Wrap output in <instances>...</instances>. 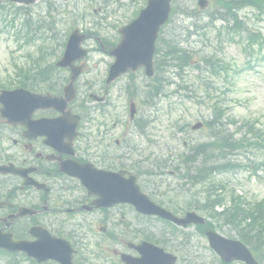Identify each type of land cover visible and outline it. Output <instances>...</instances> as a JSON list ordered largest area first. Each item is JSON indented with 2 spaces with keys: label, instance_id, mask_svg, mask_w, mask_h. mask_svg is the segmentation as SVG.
Returning a JSON list of instances; mask_svg holds the SVG:
<instances>
[{
  "label": "rangeland",
  "instance_id": "374dc122",
  "mask_svg": "<svg viewBox=\"0 0 264 264\" xmlns=\"http://www.w3.org/2000/svg\"><path fill=\"white\" fill-rule=\"evenodd\" d=\"M103 1L38 0L33 6H28L29 9H24V6L11 5L9 0H0V6L6 11H11L5 17L7 21L12 19L14 9H22L19 11L21 15L15 21L16 29H19L22 19L34 22L45 16L48 6L54 8L56 12L53 20L58 35L56 42L60 43L64 40V35L69 27L74 25L78 28L94 27V22L98 21L97 17L99 16L94 15L93 10H96L97 7L103 8L105 6ZM144 1L137 0L134 5L129 7L130 11L124 10L121 14L116 5L111 4L104 8L105 11L101 17L107 15L106 23L112 24V28H119L144 5ZM196 1L177 0L172 5L175 13L164 28L163 34L165 37H173L175 41L180 40L183 47L194 52L193 65L199 64L198 61L203 58L212 57L218 61L217 64L223 65V70L214 68L213 71H198L190 66L179 75L170 71L169 74H166L169 80L165 90L166 95L161 97L154 107L146 108L137 99V118L143 117L148 121L146 136L132 138L133 144L136 145L134 146L136 151L131 152V157L134 159L132 162L141 163L140 167H150L148 166L150 163L160 162L169 155L171 158H175V155L185 153L187 147L206 141L209 137L208 128L202 126L200 130L193 131L191 126L213 118L214 107L224 109L222 121L232 136H229L230 138L246 137L253 141V136L244 132L247 130L248 124L253 125L255 130L264 134V45L261 48L260 45L248 48L246 45L248 37L245 36L251 32L260 33L264 37V13L260 16L258 11L250 8L238 11L237 21L241 23L243 30H237L233 21L222 23L208 20L209 15L217 12L219 15L221 13L224 15L223 9L216 4L215 0H208L204 11H199ZM82 16L85 18L81 19ZM229 19L231 20V18ZM2 26L0 21V78L4 80L6 77L4 72L12 71V54L15 59L20 57L18 63L22 65L27 62L24 59L25 55L36 59L42 56L40 49L45 47L48 50L49 46L46 47L39 41L24 51L16 53L17 43L14 39L16 30L6 32ZM96 31L100 36L109 38L110 42L117 41L115 31ZM182 41L184 42L182 43ZM59 52L60 50L56 54L58 55ZM109 63V58L101 54L94 53L91 58V64H96L100 68H104ZM136 78L137 80L140 78V82L137 84L139 86L143 79L140 74H137ZM126 83L125 78L118 82L112 90V99H115L119 92L125 89ZM204 84L205 86H203ZM120 103L121 105L125 104L124 98L120 100ZM121 111L125 114L124 108ZM126 120L128 121L127 112ZM241 123L246 124L243 127H238ZM258 148L260 149L258 150ZM236 152L227 154V158L230 156L229 160H226L238 163L240 167L218 174L214 181L222 183L227 191L234 190L249 204L264 200V148L256 147L253 150L243 143L242 148L237 149ZM143 157L146 158L145 161L141 160ZM256 162L260 163L257 172L254 173L251 165ZM163 177L161 178L163 186L172 185L173 188H176L175 184L179 181L177 176L167 174ZM195 192L196 189L193 193ZM174 193L167 194V198H172ZM187 201V195H182L177 201V207L185 208ZM85 223L86 228L83 227L82 230L89 228L88 231L81 230L80 232L87 235L91 230L89 227L91 223L90 221ZM216 229L224 237L237 239L236 230L228 225L218 224ZM186 231L194 233L193 228ZM90 238L91 240L87 241V248L92 249L90 242L102 240L103 236ZM191 243L194 245L193 252L196 251L207 264H210L213 255L209 253L206 240L197 239L194 236ZM87 248L82 249V252L86 253ZM15 259L21 261V264H29L21 256H17ZM9 260L8 256L0 254V264H6ZM93 262L98 261L94 260Z\"/></svg>",
  "mask_w": 264,
  "mask_h": 264
},
{
  "label": "flooded vegetation",
  "instance_id": "af4514ba",
  "mask_svg": "<svg viewBox=\"0 0 264 264\" xmlns=\"http://www.w3.org/2000/svg\"><path fill=\"white\" fill-rule=\"evenodd\" d=\"M117 2L118 8L122 9L121 1ZM86 35L87 40L94 38L99 45L98 51L93 49L91 52L108 53L109 39L97 38L89 32ZM88 58L89 55L85 58V68L76 81L77 96L67 106V110L72 114L68 117L70 124L73 123V115L80 118L76 132L68 130L63 134H53L45 121L55 120L61 113L54 108H42L38 103L31 106L30 97L26 100L22 124L8 123L0 116V167L13 168L21 172L20 175L0 172V231L12 234L14 240L32 241L29 231L37 226L55 236L65 234L66 239L71 240L70 243L77 244L78 227H85L87 221L93 222L94 215H99L98 223L102 222L107 226L125 224V217L120 212L114 213L124 205L118 207L116 205L110 209L88 210L95 197L88 195L79 178L61 170L64 168L76 174L80 170L79 165L90 164L94 168L108 172H124V176L130 173L126 165V156L121 150V143L126 138V128H123L124 121L121 117L112 115L113 127L116 130H113L111 135L106 126L98 129L94 142L87 130L89 115L85 113V107L90 104L91 108L102 105L109 109L112 106L110 103L112 89L116 85L114 82V85L106 86L108 65L104 68L91 66ZM80 62L75 64L78 65ZM31 69L28 67L24 72L27 91L55 97L64 95L63 89L68 83L70 69L56 66H39L33 68L34 71ZM62 73L66 74V78L60 83L58 79ZM43 74H49L45 76V79H49L48 82L42 81ZM83 90H87V100L80 97ZM101 97L102 102L98 101ZM100 117L105 121L110 116L103 114ZM152 192L159 197L156 186ZM20 209L32 210L34 214L18 216ZM112 212L114 216L120 217L118 223L111 218ZM167 242L172 243V240L167 239ZM120 243L127 248L125 241Z\"/></svg>",
  "mask_w": 264,
  "mask_h": 264
},
{
  "label": "trees",
  "instance_id": "16d2710c",
  "mask_svg": "<svg viewBox=\"0 0 264 264\" xmlns=\"http://www.w3.org/2000/svg\"><path fill=\"white\" fill-rule=\"evenodd\" d=\"M260 2V0H226L222 5L226 11L232 13L233 10H237L241 6L258 5ZM261 11L264 12V10ZM250 42H253V39L248 40L249 46ZM173 50L172 59L174 66L179 65L181 58L184 59V64H188V57H184V53L180 48L174 46ZM160 89L161 84H158L157 92ZM216 112L214 121L206 123V126L211 131V141L195 145L183 157L186 169L185 176L191 180V183H200L206 187L204 191V210L213 208L215 204L223 203L226 199L223 193L219 194L216 190L222 186L211 179L215 174L237 166L236 163L231 164L230 161L226 160L228 152L232 153L237 149H241L243 143L246 147H250L253 150L256 147L264 148V134L255 130L254 126L250 124L247 125L248 128L244 132L247 135L251 134L253 141L248 140L246 137L239 139L230 138L229 136L231 135L221 122L222 112L217 109ZM212 124L217 125L213 127ZM243 126L244 123L240 125V127ZM229 201L231 206L222 214V219L231 225L240 226L244 223L248 227L239 231L240 238L250 246L258 262L264 264V203H256L248 205L247 208H242L244 202H241L234 194L230 195ZM248 220L249 222H247Z\"/></svg>",
  "mask_w": 264,
  "mask_h": 264
},
{
  "label": "water",
  "instance_id": "95a60500",
  "mask_svg": "<svg viewBox=\"0 0 264 264\" xmlns=\"http://www.w3.org/2000/svg\"><path fill=\"white\" fill-rule=\"evenodd\" d=\"M32 0H29L31 2ZM170 0H148L147 7L144 9L139 17L132 22L128 27L121 31L122 40L119 45L112 52L116 58L114 65L110 72V78L116 77L120 73L126 72L128 69L135 70L137 67L143 66L146 68V72L149 74L151 68V57L154 52V42L160 27L166 22L169 13ZM71 42L66 50V55L75 50L76 44L79 40L75 37L71 38ZM3 102V101H2ZM6 112L9 109V104H3ZM4 112V109L2 111ZM198 127V126H197ZM195 127V128H197ZM124 184V182H122ZM124 187V186H123ZM123 198L134 204L138 211L144 214L152 215L156 214L164 218H168L177 224L186 226L188 223H197L196 217L192 214L187 215V218L183 220H177L170 214L162 211L150 204L145 197H142L138 193V189L135 186L134 178L127 180L126 182V194L122 193ZM201 221V220H200ZM216 241H220L216 238ZM215 240L214 246L219 251H223L224 247L218 244ZM49 243L46 246L39 242L35 245L27 246L25 243H14L7 236L0 235V249L7 252L24 251L29 256L33 257L36 262H42L51 258H55L61 264H71V250L64 247L61 241L58 243ZM57 251V255L55 252ZM250 264H256L251 260Z\"/></svg>",
  "mask_w": 264,
  "mask_h": 264
}]
</instances>
